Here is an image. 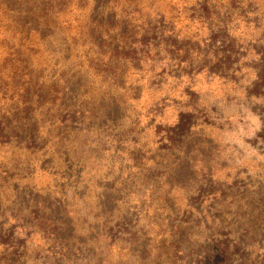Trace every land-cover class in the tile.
Wrapping results in <instances>:
<instances>
[{
    "label": "rangeland",
    "instance_id": "374dc122",
    "mask_svg": "<svg viewBox=\"0 0 264 264\" xmlns=\"http://www.w3.org/2000/svg\"><path fill=\"white\" fill-rule=\"evenodd\" d=\"M46 1L0 0V74L11 75L7 60L24 50L33 74L63 86L69 104L97 98L111 114L72 133L44 125L41 148L0 147V264H235L222 255L237 240L260 264L264 79L253 80L264 70V0H63L54 14L38 9ZM161 19L179 38L222 41L229 74L172 63L158 88L143 66L137 98L102 81L112 40L135 42ZM180 121L188 130L171 135ZM37 203L58 216L66 241L41 230Z\"/></svg>",
    "mask_w": 264,
    "mask_h": 264
},
{
    "label": "trees",
    "instance_id": "16d2710c",
    "mask_svg": "<svg viewBox=\"0 0 264 264\" xmlns=\"http://www.w3.org/2000/svg\"><path fill=\"white\" fill-rule=\"evenodd\" d=\"M62 1L47 0L38 9L41 12L54 14V7ZM144 24H147V22ZM161 25L162 19L151 22L147 29H141L135 42L127 43L120 39L115 41L109 36V40L114 43L113 50L105 59V67H102L101 70L95 69L97 74H100L101 80L111 82L114 89H119L121 86L125 90L134 88L136 93L132 95V98H137L138 93L144 86L142 82L144 76H138L137 70L143 66H147L145 75L148 76L146 81L149 86L158 88L168 80L167 76H170V73L165 67L172 66V63H175L177 69L179 67L191 69L197 64L198 70L195 71V68L192 70L196 73L203 69L206 74L220 73L227 75L232 70L231 53L225 49L222 41L217 46L211 35L206 40H198L193 36L179 38L178 34L174 33L172 29H167V27ZM222 29V27H219V31H222ZM124 36L125 34L121 37ZM192 45H197L198 50L190 52V46ZM108 47H111V44ZM17 55H19L18 59ZM154 58L158 59V63H156L157 61L154 62ZM30 60L29 56L25 55L24 50L21 51V54H13L7 60L11 68L13 67L11 75L0 74V94H2V97L0 96V147L15 145L34 150L40 147L43 134H40L39 129L44 131L46 129L44 125L47 129L53 125L58 127L69 125L72 133L73 129L88 128L90 123H101L110 116L109 104L96 103L97 98L86 97L77 104H69L62 96L61 89L63 86L57 82L39 81L38 76L33 74L31 69L32 60ZM262 60L263 58L260 61ZM124 76L125 78H123ZM121 78H123L125 84H113L114 82L121 83ZM263 79L264 70L261 69L256 73L253 86ZM10 82L15 83V85L10 84ZM109 87L110 85H107V88ZM12 89H16V93L19 92L20 94L14 102L6 105L2 100L3 95L6 92L12 93ZM32 109H34V114L31 112ZM35 114H38L36 119L33 118ZM170 128L169 130L174 133L171 134L173 136H179V134L175 135L178 131L188 130L187 125L182 121ZM39 151L38 155L45 152L43 148ZM139 158V156H135L134 160ZM6 159L7 152L1 151L0 148V164H6ZM9 168L10 165L2 167L3 178L11 176ZM34 208L36 214L43 215L41 217L42 222H40V225H43L41 230L50 229L55 239L66 241L61 234L65 229H62L58 216H53L50 209L40 203H37ZM244 248L245 245L242 240H237L232 250L227 246L222 255L223 261L242 264L246 260L247 264H255L254 261L248 263ZM260 264H264V253Z\"/></svg>",
    "mask_w": 264,
    "mask_h": 264
}]
</instances>
